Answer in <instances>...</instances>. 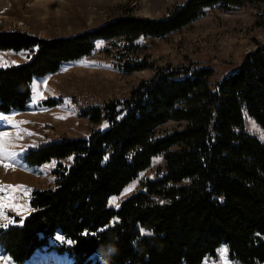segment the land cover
<instances>
[{"label":"trees","instance_id":"1","mask_svg":"<svg viewBox=\"0 0 264 264\" xmlns=\"http://www.w3.org/2000/svg\"><path fill=\"white\" fill-rule=\"evenodd\" d=\"M260 1L184 0L158 19L125 14L49 39L0 30V50L30 57L0 67V112L25 109L34 76L89 55L97 38L122 75L150 71L121 95L84 103L81 112L95 125L87 135L25 149L27 165L51 163L50 181L30 191L26 214L7 211L0 223L8 224L0 227V249L14 264L56 234L71 242L55 245L71 264H101L96 249L108 242L119 249L110 264H204L219 258L222 245L235 264H264V141L244 120L252 117L264 134V40L217 77L187 53L159 62L146 51L206 13ZM134 179L137 188L109 205Z\"/></svg>","mask_w":264,"mask_h":264},{"label":"rangeland","instance_id":"2","mask_svg":"<svg viewBox=\"0 0 264 264\" xmlns=\"http://www.w3.org/2000/svg\"><path fill=\"white\" fill-rule=\"evenodd\" d=\"M181 1L183 0H0V30H23L45 39L70 36L88 28L94 29L105 21L125 14L158 19L172 5ZM257 17L261 18L264 25V1L235 8L228 13L218 10L214 11V15L206 13L166 37L150 42L146 51L159 57V62L170 59L179 62L187 53L193 58L206 60L205 63L215 68L213 75L217 77L219 69L223 72L243 53L251 50L256 41L264 40V26L256 24ZM102 43L98 39V47L91 56L82 57L75 63H64L55 72L37 77L31 102L26 109L0 112V117L9 118L8 122L0 120V131L10 134L9 139L4 142L6 148L17 154L11 160L0 159V186H24L30 190L45 187L50 181L51 163L42 166L27 165L22 160L26 147L55 140L62 135H87L95 125L89 123L87 116H80L79 98L91 102L93 98L106 99L115 94L121 95L132 84L150 74L149 70L144 69L124 76L107 66L104 60L108 59L103 56L100 48ZM24 55L21 50H0V66H3L4 61L8 65L16 64L24 59ZM47 97L59 100V103H40ZM246 117L247 130L264 141L259 124L252 117ZM13 121L19 127H13ZM170 123L173 122L166 124ZM104 125L101 122L100 126ZM137 185L136 179L128 183L119 194L110 196L109 205L113 206L110 203L112 198H116L118 203L135 190ZM29 193L27 196L16 194L15 203L18 207L14 209L9 204L0 209V212L7 217V211L26 214L29 209ZM4 221L6 220L0 219V223ZM62 240L56 234L48 248L35 251L25 264H70L65 254L54 252L53 246ZM222 246L219 258L205 264H226V261L227 264H234L224 254L225 248ZM8 260L7 255L0 256V264H7Z\"/></svg>","mask_w":264,"mask_h":264},{"label":"snow or ice","instance_id":"3","mask_svg":"<svg viewBox=\"0 0 264 264\" xmlns=\"http://www.w3.org/2000/svg\"><path fill=\"white\" fill-rule=\"evenodd\" d=\"M14 63V62H13ZM3 66H8V62L4 61L3 62ZM37 97L38 99L40 98V93L38 90V86H37ZM60 118H64V117H60ZM0 120H3L5 122H8L9 118L8 117H0ZM20 123H26V122H20ZM13 127H19L18 124H16L14 121L11 122ZM254 124V122H253ZM105 127H107V125H105ZM28 135H31V133H28ZM10 137V134L7 131H0V159H8L11 160L13 157H15L17 154L15 152L9 151L6 148L5 145V141H7ZM264 138V137H262ZM105 159H107V157H105ZM6 167L8 165H5ZM131 189H128V191H130ZM30 189H27L24 186H0V193H4L3 195H0V209H4L5 207H7L9 204L11 205L12 208H17L18 205L15 203L16 201V194H22L23 196H27V194L30 192ZM110 203L113 206L118 207V203L116 201V198H112V200L110 201ZM0 219H5L8 220L9 218L7 216L4 215L3 212H0ZM11 223H16L15 220H10ZM8 224H0V227H7ZM150 234V233H148ZM59 239V237H58ZM62 242H66V243H71L70 241H62ZM224 254H227V249H223ZM5 254L0 252V256H4ZM7 264H12V262L10 260L7 261ZM227 264V261H226Z\"/></svg>","mask_w":264,"mask_h":264},{"label":"clouds","instance_id":"4","mask_svg":"<svg viewBox=\"0 0 264 264\" xmlns=\"http://www.w3.org/2000/svg\"><path fill=\"white\" fill-rule=\"evenodd\" d=\"M119 254V249L116 244L108 242L101 244L97 249L95 255L99 257L101 264H110L113 257Z\"/></svg>","mask_w":264,"mask_h":264}]
</instances>
